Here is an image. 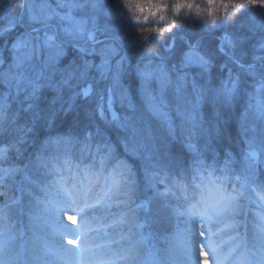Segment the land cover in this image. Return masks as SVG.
Wrapping results in <instances>:
<instances>
[{
    "label": "clouds",
    "instance_id": "9594fccd",
    "mask_svg": "<svg viewBox=\"0 0 264 264\" xmlns=\"http://www.w3.org/2000/svg\"><path fill=\"white\" fill-rule=\"evenodd\" d=\"M40 2L6 0L17 23L13 30L0 31V72L12 63L19 38L30 33L43 41L47 31L64 43L66 55L46 75L53 84L74 75L62 93L45 90L39 115L29 113L18 123L0 119V146L24 138L20 154L11 151L0 165L22 170L14 177L0 174V264H264V120L256 121L254 133L242 132L246 94L229 104L214 91L229 72L243 75L233 63V51L220 48L225 35L236 40L235 54L242 61L264 64V0H95L96 8L92 0H82L86 6L79 15L88 19L95 42L86 34L66 37L59 20L52 27L29 20L28 6ZM62 3L48 0L58 11ZM8 19L0 17V29ZM81 46L88 54L81 53ZM194 47L213 65L204 126L193 133L176 119L173 136L148 109L142 90L155 89L158 82L143 74L162 69L175 79L187 70L184 56ZM108 48L109 65L98 68ZM35 63L41 66L39 56ZM86 64L87 73L81 75ZM245 80L244 89L254 91L255 81ZM89 85L91 98L77 96L74 115L80 119L58 112L49 125V113ZM109 88L115 110L129 117L127 130L96 115ZM8 89L11 112H22V96L11 85ZM121 91L134 111L119 103ZM97 126L102 134L86 141L87 131ZM69 135L77 138L71 144L54 142ZM252 135L257 137L256 161L246 156L245 138ZM38 152L47 166L35 163ZM114 176L118 191L112 187ZM49 200L79 223L55 216L52 204L46 211ZM52 224L72 231L57 233ZM176 233L183 237L179 244L171 239Z\"/></svg>",
    "mask_w": 264,
    "mask_h": 264
},
{
    "label": "snow or ice",
    "instance_id": "6c2138e0",
    "mask_svg": "<svg viewBox=\"0 0 264 264\" xmlns=\"http://www.w3.org/2000/svg\"><path fill=\"white\" fill-rule=\"evenodd\" d=\"M85 6L82 0H63L61 9L58 11L48 4V0H41L38 5L30 4L28 6L27 16L32 22L43 20L48 23L49 27L53 26V21L59 20L66 37L75 38L86 34L88 40L95 42L96 35L94 31L88 29V19L79 15L80 10ZM91 6L92 8L98 6L95 0H92ZM9 14L10 6L7 5L6 0H0V17H9L8 23L0 31H10L15 28L17 17ZM108 14L113 15L111 11ZM18 19L22 22L24 16L20 15ZM34 31L39 32V29H34ZM15 47L16 52L12 57V63L6 70L0 72V84L5 88V91L0 93V119L4 121L11 120L12 123H18L19 120L26 117L29 113L39 115L40 101L45 90H52L58 94L62 93L63 86L74 75L69 73L68 78L62 79L55 84L46 75L47 69L53 65L60 64L66 55L64 43L62 41L57 42V37L54 33L49 34L45 31L43 33V41L40 40L39 36L33 38L30 33H25L17 40ZM220 48L221 50L233 51V63L243 70V75L229 72L227 77L221 82V86L214 91L217 96L223 97L229 104L239 98L242 92L246 94L247 106L240 114L241 131L250 130L254 133L256 131V121L264 120V64L258 63L256 60L242 61L235 54L237 42L231 35H225L222 38ZM80 51L88 54V49L85 46H81ZM110 51L112 49L108 48L101 54L100 64L97 65L98 68H104L109 65V60L106 57ZM92 54L95 55V52L93 51ZM37 56L42 60L39 68H37L35 63ZM89 66V64H86L81 69V75L87 73ZM182 66L187 70L178 73L175 79L162 69L159 74L152 72L143 74L145 79L151 80L155 78L158 82L157 88L142 90L148 109L159 122L168 128L170 135L173 136L176 133V119L187 125L193 133L203 128L204 115L202 109L208 95L209 88L207 85L211 83V70L213 67L211 59L199 52L196 47L192 51L185 53ZM245 78L247 81H255L254 91L244 89ZM114 79L118 82L119 77L116 76ZM9 85L15 91L16 96H22L23 98L22 112H11L12 93L8 89ZM108 92L106 103L97 105L96 115L101 120L115 124L120 129L127 130L129 128V117L115 110L116 100L111 95L112 89L109 88ZM93 95L94 89L91 85L82 88L76 96L70 98L69 102L61 104L59 109L49 113L47 117L49 125L54 123L58 112L69 120H79L80 117L74 115L77 96L89 99ZM118 100L121 105L127 104L129 109L135 110V105L131 103L126 91H121ZM84 115L91 114L85 113ZM215 127L218 132L219 125ZM31 130V128H27L28 132H31ZM133 131L135 130L133 129ZM94 133L96 136L102 134L99 126L94 130H88L85 140L90 141ZM76 139V137L69 135L56 137L54 142L71 144ZM49 141H53V138L50 137ZM245 142L247 144V158L250 161H256L259 157V151L256 147L257 137L255 135L247 136ZM23 143L24 138L21 137L12 144L0 146V165L10 159L11 151H15L19 155L21 152L20 146ZM187 147L190 150H196V146L193 144H188ZM228 155L231 158V153ZM47 162V158L42 152L36 154L35 163L37 165L47 166ZM20 171L22 170L18 166L11 164L6 169H0V174L14 177ZM57 183L59 184L60 182L57 181ZM112 187L118 191L119 180L117 176L113 177ZM44 191L49 192L50 190L45 188ZM45 204L46 211L48 210L47 205L52 204V211L55 216L65 217L73 223H79L78 217L71 215L64 206L52 200L46 201ZM73 210L79 211L80 209L76 208ZM50 227L53 231L60 234L72 231V229H68L63 224H52ZM228 227L231 228L234 225L230 224ZM83 231L84 228L82 227L81 232ZM201 234L203 235V233ZM69 243H74V241H69Z\"/></svg>",
    "mask_w": 264,
    "mask_h": 264
}]
</instances>
